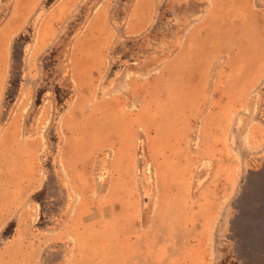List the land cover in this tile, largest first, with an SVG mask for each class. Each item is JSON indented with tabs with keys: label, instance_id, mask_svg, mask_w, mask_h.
Returning <instances> with one entry per match:
<instances>
[{
	"label": "rangeland",
	"instance_id": "374dc122",
	"mask_svg": "<svg viewBox=\"0 0 264 264\" xmlns=\"http://www.w3.org/2000/svg\"><path fill=\"white\" fill-rule=\"evenodd\" d=\"M0 264H264V0H0Z\"/></svg>",
	"mask_w": 264,
	"mask_h": 264
},
{
	"label": "bare ground",
	"instance_id": "6f19581e",
	"mask_svg": "<svg viewBox=\"0 0 264 264\" xmlns=\"http://www.w3.org/2000/svg\"><path fill=\"white\" fill-rule=\"evenodd\" d=\"M81 166V165H80Z\"/></svg>",
	"mask_w": 264,
	"mask_h": 264
}]
</instances>
